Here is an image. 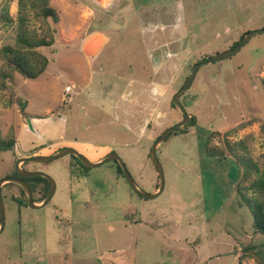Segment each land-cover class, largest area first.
Segmentation results:
<instances>
[{"label": "rangeland", "instance_id": "obj_1", "mask_svg": "<svg viewBox=\"0 0 264 264\" xmlns=\"http://www.w3.org/2000/svg\"><path fill=\"white\" fill-rule=\"evenodd\" d=\"M33 1L0 0V180L21 157L73 147L92 161L117 153L156 192L152 147L184 118L175 93L197 62L264 29V0H48L56 22ZM10 46L45 55L47 69L22 75ZM180 98L198 123L159 146L166 182L155 199L115 161L22 163L51 175L56 192L33 209L21 185L4 184L0 264H264V234L238 192L264 169V32L201 66Z\"/></svg>", "mask_w": 264, "mask_h": 264}, {"label": "water", "instance_id": "obj_2", "mask_svg": "<svg viewBox=\"0 0 264 264\" xmlns=\"http://www.w3.org/2000/svg\"><path fill=\"white\" fill-rule=\"evenodd\" d=\"M264 32V29L261 30H255V31H249L243 40L234 48H231L225 52L219 53L216 56H213L209 59H205L201 62H197L194 65V68L192 70V73L189 77V79L185 82V84L175 93L172 102L173 104L182 112L184 115L183 120L176 123L174 126H171L170 128L166 129L161 136L158 137V139L155 141L151 153L150 158L153 163V165L157 168L159 176H160V186L158 190L154 193H147L144 191L141 186L136 182V180L133 178L132 174L130 173L125 161L115 152H112L108 155H106L103 159L99 161H92L90 160L85 154H82L78 150H76L73 147H65L58 152H55L51 155H41V154H34L26 157H21L17 163H16V173L17 176H10L6 177L0 180V234L3 232L5 227V221H6V208L3 198V192L2 188L5 183H17L21 185L25 191L26 194V200L24 203L28 205L29 207L33 209H41L44 206H46L53 198L56 192V182L54 178L43 172V171H27L23 167H21L22 163H37V164H44L49 163L55 159L73 155L75 156L79 162L85 167V168H94L101 166L107 162L111 161H117L123 171L124 177L128 184L130 185L131 189L136 192L137 194L141 195L144 198L147 199H155L158 196H160L164 189H165V171L162 163L159 161L158 157V148L159 146L170 136L171 134L175 133L180 128L188 125L191 121L192 115L187 111L185 105L181 101V95L186 92L192 85L193 81L195 80L197 73L201 66L209 63H213L216 61H219L221 59L227 58L235 53H237L247 42L252 38L253 35L257 33ZM35 177H42L45 178L49 183V192L45 199L41 202H36L34 198V192L30 185V183L26 180L27 178H35Z\"/></svg>", "mask_w": 264, "mask_h": 264}, {"label": "trees", "instance_id": "obj_3", "mask_svg": "<svg viewBox=\"0 0 264 264\" xmlns=\"http://www.w3.org/2000/svg\"><path fill=\"white\" fill-rule=\"evenodd\" d=\"M36 2H38L40 5L44 6L43 7L44 8V15L46 17H52L55 22L57 21L56 13L54 12V10L52 8L48 7V3H47L48 0H36V1H33V4H36ZM247 33H248V31L246 33H244V35H242L241 38L232 45V48L237 46L243 40V38L245 37V35ZM19 41H20V43H22L21 45H23V46H26V45L32 46L33 45V44H31V42L28 39L24 38L23 36H20ZM53 43H54V39L52 38L49 41L48 40H42L40 42H37L35 45H37V46H50ZM5 52L7 53V56L13 55V58H11V60H9L10 63L12 65H14L15 68H17L18 71L22 75L26 76L27 78L34 79V78L39 77L47 69V66L49 64V60L45 55L37 54L36 52L26 53V52H24L23 49L11 47V46L7 47L5 49ZM37 60H38V62L36 63V65H33L32 62L33 61L36 62ZM197 123H198L197 116L192 115L191 121L188 125H196ZM186 127H187V125L180 128L175 133H177L178 131L187 133L188 131L186 130ZM12 143L14 144V142H12ZM34 153H36V152H32V154H34ZM73 157H75V156H73ZM115 162L117 163L118 172L124 177V174H123V171H122L120 164L116 160H115ZM85 169H88V168H85ZM16 175H17V173L15 172L14 176H16ZM26 180L30 183V185L33 189V192L34 193L37 192L41 195L40 199H36L34 196L35 201L36 202L43 201V199L47 196V194L49 192V186L50 185H49L48 181L42 177L27 178ZM40 182L45 183V186L43 188H39L38 184ZM159 184H160V178L158 177V185ZM238 192L240 194H242L243 198H246L245 203L249 206V208L253 214L255 231L258 233L264 234V169L259 173V175L257 177H255L254 179H252L250 181L248 186H244V187L238 186ZM249 192H252L253 197H254L253 200H251V198L246 197V194ZM24 193H25V191H24ZM249 249H251V248H249Z\"/></svg>", "mask_w": 264, "mask_h": 264}, {"label": "built area", "instance_id": "obj_4", "mask_svg": "<svg viewBox=\"0 0 264 264\" xmlns=\"http://www.w3.org/2000/svg\"><path fill=\"white\" fill-rule=\"evenodd\" d=\"M73 88H74V86H72V85H68L67 87H66V94H69V93H71L72 92V90H73Z\"/></svg>", "mask_w": 264, "mask_h": 264}, {"label": "flooded vegetation", "instance_id": "obj_5", "mask_svg": "<svg viewBox=\"0 0 264 264\" xmlns=\"http://www.w3.org/2000/svg\"><path fill=\"white\" fill-rule=\"evenodd\" d=\"M78 160V159H77ZM78 162H79V160H78ZM80 163V162H79ZM81 164V163H80ZM82 165V164H81ZM83 166V165H82ZM84 167V166H83ZM17 176V175H16Z\"/></svg>", "mask_w": 264, "mask_h": 264}]
</instances>
